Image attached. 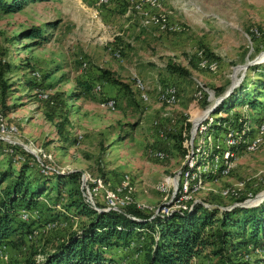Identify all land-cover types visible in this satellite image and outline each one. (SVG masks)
<instances>
[{
    "label": "rangeland",
    "instance_id": "1",
    "mask_svg": "<svg viewBox=\"0 0 264 264\" xmlns=\"http://www.w3.org/2000/svg\"><path fill=\"white\" fill-rule=\"evenodd\" d=\"M157 4L160 7L153 9L147 0L104 4L48 0L29 2L16 12L0 8V139L14 149L20 147L16 152L3 148L0 172L17 174L23 164L29 165L25 173L30 178L47 179L40 172L79 171L82 185L87 177V185L102 179L112 189L128 176L132 191L120 197L156 214L178 190L184 166L199 144L222 152L215 148L222 146L226 131L217 128L220 121L239 124L243 118L257 128L264 104L251 108L242 98L247 92L259 96L264 61L236 68L262 58L264 0H157ZM149 9L166 14L178 29L147 23ZM33 28H39L43 37L32 36ZM235 73L238 87L228 95ZM168 86L177 90L172 105L160 100L159 90ZM221 97L225 98L217 102ZM259 97L264 103V93ZM109 100L115 101L114 108L107 107ZM214 105L209 115L212 139L207 136L199 142L194 125ZM2 123L14 127V132L2 131ZM159 151L164 157L155 156ZM230 164L227 174L207 176L194 194L192 209L199 204L230 211L264 203V142L254 151L238 149ZM50 178L57 183L56 176ZM166 178L173 179L174 186L162 192L158 186ZM9 183V178L0 177V197ZM228 188L239 197L224 195ZM105 189L94 201L109 210ZM60 198L63 201L55 206L63 215L51 220L56 226H48L51 221L46 222L43 209L41 223H46L35 222V235L25 238L24 245L10 244L0 264H25L34 251L35 259L42 261L45 252L80 230L86 220L65 210L67 190L52 187L40 200L57 203ZM233 243L222 254L217 252L221 244L209 245L192 264H264L260 246L235 249L236 240ZM150 244L145 231L128 248L113 247L108 254L118 264H148Z\"/></svg>",
    "mask_w": 264,
    "mask_h": 264
},
{
    "label": "trees",
    "instance_id": "2",
    "mask_svg": "<svg viewBox=\"0 0 264 264\" xmlns=\"http://www.w3.org/2000/svg\"><path fill=\"white\" fill-rule=\"evenodd\" d=\"M36 1L48 0H13L12 3L0 0V8L8 13L16 12L29 2ZM29 32L34 37H43L39 28H33ZM260 70L264 76V67L261 66ZM259 89L260 96L264 93V79L260 82ZM259 96L255 97L254 93L247 92L242 101L248 107L257 108L264 104ZM5 146L12 147L14 152L20 148L17 146L14 149L13 145L0 139V155ZM21 161L24 163L25 158ZM27 168L29 165L23 164L17 174L12 171L0 172V177L10 179L6 195L0 197V246H22L25 238L29 239L30 234L37 229L35 222L44 225L49 220L62 217L63 214L55 205L64 198H60L57 203L40 200L42 194L52 187L59 192L67 190L65 210L72 216L85 218L86 221L82 223L80 230L70 233L58 247L45 252L44 260L37 261L34 251L25 264H118L108 254V250L123 245L128 248L132 240L145 231L151 238L147 251L148 264H192L193 259L201 255L209 245L221 244L217 252L222 254L226 247L234 246L235 240V249L249 245L264 249V203L246 208L236 207L230 211L209 209L198 204L190 211L174 212L171 215L147 214L132 204L119 210H106L97 204L98 208L104 210L99 211L84 196L81 172L62 174L53 171L49 175L40 172L39 175L47 178L43 179L40 176L27 177ZM54 176L57 177L56 184L50 178ZM23 209L38 210L39 218L24 221L20 215ZM43 209L46 210L44 216L48 218L45 223H41ZM217 221L220 222V227L215 235L213 228Z\"/></svg>",
    "mask_w": 264,
    "mask_h": 264
},
{
    "label": "built area",
    "instance_id": "3",
    "mask_svg": "<svg viewBox=\"0 0 264 264\" xmlns=\"http://www.w3.org/2000/svg\"><path fill=\"white\" fill-rule=\"evenodd\" d=\"M151 3L152 8L160 7V4H157V0H147ZM108 0H99L100 4L107 3ZM151 9L146 11L147 19L146 22L152 25H158L164 30H177L178 28L174 25L169 24L168 17L164 13H149ZM86 65V64H85ZM217 64H211L212 68H215ZM203 66H207L206 63H203ZM144 90V87H142ZM97 89H101L99 85ZM160 93V100L162 103L167 104H175L177 101V90L174 86L164 87L159 90ZM143 99L148 100V95L146 93L143 94ZM107 107L114 108L115 101L109 100L106 103ZM210 115V114H209ZM206 116L201 118L196 123V135L198 136L199 142L202 141V138H206L207 136L211 140L212 137L210 136V131H213L211 122L213 119L211 117ZM237 120L233 123L227 124L226 121H220L217 127L221 130H226L223 137L222 146L220 144L215 145V148L221 149L223 148L221 153H217L216 151L213 152L212 150H206L204 145L199 144L196 150L193 152V156L191 160L184 166V170L181 173V184L177 188L174 189V193L172 197L167 201L164 202L162 206H160L157 210L156 214L162 215H171L174 212H185L190 211L192 209V203L194 194L198 192L202 185L203 181L212 174L223 173L227 174L230 169V161L233 160L235 156V152L242 148L246 149L247 151H254L258 149L264 142V113L260 115L257 128L254 129L251 125L250 120L244 121L243 118L240 119V123L238 124ZM227 125H231L230 127L226 128ZM14 127H8L6 124H1L2 131L14 132ZM155 156L164 157L163 152H155ZM60 172V171H57ZM87 177L84 178L82 190L84 195L88 197L93 204V207L97 208L96 203L94 201V196L100 190L106 188L107 184L104 183L102 179L93 180V184L87 185L86 184ZM131 180L127 176L124 181L122 182L121 186L112 189L106 188L105 189V199L106 202L109 203V209H116L126 207L129 204H132L131 199L127 197L126 199H122L120 197V193L122 192H131ZM174 186L173 179L166 178L163 182L160 183L158 188L162 192H169L171 187ZM235 196L236 198L239 197V193L232 189H225L223 194ZM141 208L140 205H138ZM38 211H29L23 209L21 211V218L24 221H30L33 217H39ZM48 226L55 227V222H49ZM34 234H30L29 238H33ZM7 246L3 245L0 246V259L7 257Z\"/></svg>",
    "mask_w": 264,
    "mask_h": 264
},
{
    "label": "water",
    "instance_id": "4",
    "mask_svg": "<svg viewBox=\"0 0 264 264\" xmlns=\"http://www.w3.org/2000/svg\"><path fill=\"white\" fill-rule=\"evenodd\" d=\"M264 61V52L262 53V58L261 59H258V60H256V61H252V62H250V63H248L247 65H244V66H239L238 68H236V70L238 69V70H240V69H244V68H246L247 66H249V65H251V64H260V63H262ZM236 87H238V80H237V74L235 73L234 75H233V84H232V86L230 87V89H229V91H228V95L229 94H231L232 92H233V90L236 88ZM225 97H221V98H219L218 100H217V102H219V101H221V100H223ZM215 108H216V105H214L213 107H211L209 110H207L206 111V113L205 114H203V115H201L199 118H197V121L198 120H200L201 118H203V117H206V116H208L209 114H211L212 112H214L215 111ZM197 121H196V123H197ZM196 127V124L194 125V128ZM178 182V181H177ZM97 210H99V211H104L103 209H101V208H96Z\"/></svg>",
    "mask_w": 264,
    "mask_h": 264
},
{
    "label": "bare ground",
    "instance_id": "5",
    "mask_svg": "<svg viewBox=\"0 0 264 264\" xmlns=\"http://www.w3.org/2000/svg\"><path fill=\"white\" fill-rule=\"evenodd\" d=\"M199 117H200V116H199ZM199 117H198V118H199Z\"/></svg>",
    "mask_w": 264,
    "mask_h": 264
}]
</instances>
